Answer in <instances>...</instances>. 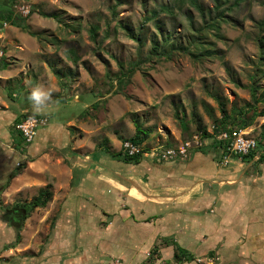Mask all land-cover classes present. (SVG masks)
<instances>
[{"label":"rangeland","instance_id":"obj_1","mask_svg":"<svg viewBox=\"0 0 264 264\" xmlns=\"http://www.w3.org/2000/svg\"><path fill=\"white\" fill-rule=\"evenodd\" d=\"M4 2L0 0V11L12 10L15 17L24 19L25 28L0 22L3 99L17 115L15 126L35 117L44 121L37 133L47 125L65 129L68 135H55L59 141L52 147L69 143L66 149L75 147L76 155L102 152L105 167L129 172L136 167L110 158L109 151L124 153L122 144L135 136L137 126L148 135L143 144L147 153L190 142L194 146L190 154L211 153L223 164L213 139L201 136L198 120L209 133L221 121L240 126L248 137L264 145V102L260 100L264 91V0H239L237 5L235 0H197L199 7L190 0ZM5 63L8 67L1 68ZM34 89L40 92L38 101L30 99ZM224 114L229 118H223ZM18 139L23 148L30 144L22 135ZM57 154L64 156L63 151ZM144 160L155 162L150 156ZM234 160L237 157L232 156L221 169H231ZM16 163L24 176L14 189L6 181L0 185V206L3 212L23 209L26 217L17 230L4 221V237L7 231L14 237L3 240L2 251L20 242L27 247L46 240L49 222L42 220L44 207L31 210L28 203L48 184L54 195L48 175L56 173V186L66 183L61 167L52 161L45 163L55 167L50 174L21 155ZM57 210L55 206L48 221ZM33 212L39 220L30 227L27 217ZM203 230L212 240L209 243L198 245L197 237L190 238L200 256L198 263L218 264L215 252L201 257L204 249H213L217 239L211 228ZM164 256L166 263L172 253Z\"/></svg>","mask_w":264,"mask_h":264},{"label":"crops","instance_id":"obj_2","mask_svg":"<svg viewBox=\"0 0 264 264\" xmlns=\"http://www.w3.org/2000/svg\"><path fill=\"white\" fill-rule=\"evenodd\" d=\"M2 91L0 85V185L6 181L14 189L20 184L24 175L14 174L19 155L46 174L55 172L54 166L45 164L52 161L61 167L66 183L56 186V173L48 175L55 191L42 208L48 232L46 240L34 245L21 247L20 242L2 251L3 240L14 236L7 231L4 237V221H10L8 211L0 206V264H211L198 263L200 256L190 239L197 237L198 245L212 241L203 227L215 231L217 239L213 249H204L201 257L215 252L218 264H264V162L257 161L259 157L247 162L237 158L231 161V169L224 170L221 166L226 165L213 154L197 151L188 160L174 162L123 161L136 167L124 172L120 167H105L102 152L76 155L75 147L66 149L69 143L52 147L59 141L55 135L68 133L49 125L39 129L38 140L24 149L18 124H13L17 115ZM70 140L76 146L73 136ZM61 151L64 156L57 154ZM109 154L119 160L118 153ZM55 206L58 214L48 221ZM27 218L31 227L39 215L33 212ZM177 246L195 260H174ZM168 252L172 258L165 263L164 253Z\"/></svg>","mask_w":264,"mask_h":264},{"label":"built area","instance_id":"obj_3","mask_svg":"<svg viewBox=\"0 0 264 264\" xmlns=\"http://www.w3.org/2000/svg\"><path fill=\"white\" fill-rule=\"evenodd\" d=\"M40 125H44V121H40L35 117H28L17 125V130L27 143H31L34 140L37 134V128ZM217 139L223 141L226 148L223 155V164L225 165L230 162L232 156L241 159L243 156L248 155L253 151H259L260 149L259 141L248 137L242 129H231L230 131L222 132L218 135ZM200 144V142H196L197 146H200ZM193 147L194 146L190 142H186L179 148H158L154 149L152 153H147L143 145L135 144L132 141H125L122 144V149L125 155L131 157L138 154H142L144 157L150 156L156 163L177 161L178 159L188 160L191 156L190 150ZM259 152H257L255 158L259 157Z\"/></svg>","mask_w":264,"mask_h":264},{"label":"trees","instance_id":"obj_4","mask_svg":"<svg viewBox=\"0 0 264 264\" xmlns=\"http://www.w3.org/2000/svg\"><path fill=\"white\" fill-rule=\"evenodd\" d=\"M4 3L6 4L7 0H5ZM190 3L194 7H199L197 0H190ZM216 3H218V2L216 1ZM238 3H239V0H235V5H237ZM217 7H218V4H217ZM162 9L165 12H168V13L170 12L167 7H163ZM14 17H15V15H14L12 10H8V11L1 10L0 11V22H1V24H3L4 22H7V23H10V24L15 25V26H19V27L22 26L23 28H25L24 19L21 17H15V18ZM262 24L264 25V20L262 21ZM93 32H95V31H93ZM6 66H7V63L1 65V68H6ZM255 92H256V90L253 92L254 96H255ZM261 96L262 97L260 100H261V102H264V91H263ZM222 112H225V110L222 109ZM225 117H226V119L229 118L227 115L224 114L223 118H225ZM197 126H198L199 132L201 133V136H203L204 139H208V138L213 139L214 148L220 149L222 156L224 155V151L226 150V148H225L223 141L217 139L218 135L221 134L222 132L230 131L231 129H242L240 126L238 127V126L225 125L224 121L217 123L216 127L214 128L213 133L208 132L207 126L201 120H198ZM244 127H246V125H244L243 128ZM147 138H148V135L145 132H143L139 126H137L136 127V134L133 138L130 139V141H132L135 144L143 145ZM259 148H260L259 151L261 150L260 152L259 151H253V152L249 153L248 155L243 156L241 159H243V160L254 159L257 152H259L258 154L260 156H259V159L257 161L264 162V150H262L264 148V145L260 141H259ZM116 157H118L119 160L125 161L127 163H132V164H139L144 159V156L142 154H138L136 156L131 157V156H127L121 152H119L116 155ZM170 162H174V161H170ZM19 171H20V168H17L14 174L15 175L19 174ZM12 178H13V176L11 175L9 177V181ZM48 187H50V186L48 185L47 188L41 189L39 194L37 196H35L28 203L31 210H34V209L39 208V207H45L51 201L53 195L49 191ZM155 252H157V251H155ZM173 257H174V260H176V261H194L195 260L193 255L188 254L184 249H182L179 246H177L175 248Z\"/></svg>","mask_w":264,"mask_h":264},{"label":"flooded vegetation","instance_id":"obj_5","mask_svg":"<svg viewBox=\"0 0 264 264\" xmlns=\"http://www.w3.org/2000/svg\"><path fill=\"white\" fill-rule=\"evenodd\" d=\"M7 214L9 216V221L11 224H20V226L22 225L26 217V214L23 216L24 210L19 208L8 210Z\"/></svg>","mask_w":264,"mask_h":264},{"label":"clouds","instance_id":"obj_6","mask_svg":"<svg viewBox=\"0 0 264 264\" xmlns=\"http://www.w3.org/2000/svg\"><path fill=\"white\" fill-rule=\"evenodd\" d=\"M40 98V92L38 89H34L31 96H30V99H32L33 101H38Z\"/></svg>","mask_w":264,"mask_h":264},{"label":"water","instance_id":"obj_7","mask_svg":"<svg viewBox=\"0 0 264 264\" xmlns=\"http://www.w3.org/2000/svg\"><path fill=\"white\" fill-rule=\"evenodd\" d=\"M26 214V212L24 211V214H23V216ZM12 226L14 227V228H19L20 227V224H12Z\"/></svg>","mask_w":264,"mask_h":264}]
</instances>
